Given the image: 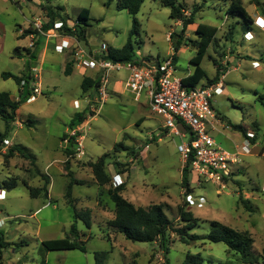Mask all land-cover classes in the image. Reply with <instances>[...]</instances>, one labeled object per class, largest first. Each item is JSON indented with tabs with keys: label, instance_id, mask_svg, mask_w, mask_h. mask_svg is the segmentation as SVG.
<instances>
[{
	"label": "rangeland",
	"instance_id": "1",
	"mask_svg": "<svg viewBox=\"0 0 264 264\" xmlns=\"http://www.w3.org/2000/svg\"><path fill=\"white\" fill-rule=\"evenodd\" d=\"M178 1L186 6L187 19L193 8L199 7L195 24L185 32L183 21L172 19L170 8L162 0H146L136 16L140 27L133 33V16L119 10L117 0L110 6L106 5L107 0H0V92H8L22 103L15 122L7 124L0 117V132L9 141L6 144L4 140L0 153V221L4 222L0 227V264H95V253L100 251L109 252L106 264H165L166 254L160 241L134 242L109 226L115 217V204L109 196V190L116 188L112 183L115 174L122 176L121 195L135 206L163 204L176 227L184 226L179 218L180 209L190 212L200 221L192 233L200 235L209 233V224L218 221L248 233L254 240V251L258 254L264 251V103L260 101L264 93V31L255 28V39L245 40L244 20L227 14L232 0ZM240 1L250 18L255 16L257 6L264 11V0ZM83 9L90 14L85 41L76 27ZM52 10L57 13L56 18L75 30L72 36L88 52H101L102 45L120 49L131 38L137 55L151 64L163 63L174 55L180 77L196 68L192 60L200 43L197 26L218 28L201 63L207 77L199 83L207 84L208 78L214 79L220 68V78L222 74L226 76L224 93L213 99L220 123L215 125L212 135L218 145L235 152L247 140L248 130L255 133V138L250 139L251 152L240 155L224 185L212 182L200 185L195 175L190 174L189 189L186 187L183 183L186 163L177 150L180 139L171 135L164 118L150 109L146 93L137 101L126 91L127 71L110 73L108 98L98 116L91 119L96 115L91 107L98 111L101 93L98 88L84 92L82 83L88 77L100 82L99 73L84 71L78 65L74 47L58 53V37L37 31L42 24L43 31H47L45 25L51 22ZM178 40L181 47L175 51ZM27 50L37 54V59L27 55ZM66 60L73 67H80L85 76L78 68L74 74L65 75ZM224 61L227 63L223 64ZM34 66L41 70L43 94L26 103L21 99L20 85L2 74L29 76ZM89 73H94L93 77ZM116 81L124 84V90L114 91ZM77 101L79 108L75 107ZM82 112L89 122L84 127L85 153L69 158L76 163L73 171L71 163L70 169H66L69 148L73 146L69 133L64 131L67 125L69 130L72 128V119ZM68 139L69 143L60 145ZM117 144L121 146L115 148ZM11 150L14 155L7 157ZM61 158L65 162L54 161ZM102 158L111 178L106 185L96 181L90 166ZM70 184L71 198H68ZM188 194L197 200L203 197L207 203L191 207ZM87 210L91 211V229L75 218L76 213ZM75 222L81 234H87L81 236L86 242V252L43 249V241L67 237ZM168 248L169 264H183L189 254H200L204 258L202 264H243L223 243L207 240L183 243L177 234L171 233Z\"/></svg>",
	"mask_w": 264,
	"mask_h": 264
},
{
	"label": "trees",
	"instance_id": "2",
	"mask_svg": "<svg viewBox=\"0 0 264 264\" xmlns=\"http://www.w3.org/2000/svg\"><path fill=\"white\" fill-rule=\"evenodd\" d=\"M32 1V0H27ZM115 0H107L106 5L110 6ZM146 0H117L118 9L126 10L130 15L133 16V33H137L140 27V23L137 19V15L140 12L142 5ZM258 2L257 0H255ZM162 4L169 7L171 10L170 17L175 20L183 21V29L185 32L188 26L195 24V15L198 12L199 7H194L189 18L184 17V13L187 11L186 6L180 3L178 0H162ZM227 13L231 17H239L244 20V29L248 30L250 28L249 23L251 18L248 15L246 9L242 6L240 0H232ZM57 13L52 10L49 14L51 22L45 25V29L49 30L53 27L56 20L63 22V32L66 35H75V30L70 29L66 22L61 18H56ZM59 17V15H58ZM77 29L82 36L81 40L86 39L85 34L87 32V27H90V14L87 9H83L77 18ZM218 32L217 27H213L207 24H199L196 29V34L200 38V43L198 44L197 55L193 58L192 64L196 66L193 74L185 78L184 83L187 85H197L204 78L207 77L206 72L201 67V63L207 54L210 45L213 43L216 34ZM181 47V41L178 40L175 44V51H178ZM19 48L15 49V54L18 53ZM28 54L32 55V58L37 59V54H32L30 50H27ZM109 57L115 62H129L136 59V52L132 44L131 38L128 42L120 49L109 47ZM176 61V58L174 56ZM221 68L218 71L214 79L208 78V83L213 84L219 80L221 75ZM73 72V64L69 62L66 64L65 75L70 76ZM2 77L5 79L13 78L17 84L20 85L22 80L29 79L28 74L25 76H16L11 73H3ZM100 82L98 79H92L90 77L84 78L82 83V88L84 92H87L93 88H98ZM27 94L22 95L21 99L27 100ZM260 101L264 103V93L260 96ZM22 103L12 98L11 94L8 92H0V117L7 124L15 122L18 116V111ZM86 120L85 113H77L72 119L70 126L76 127L77 125L83 123ZM230 126L232 124H229ZM234 129H241L240 126L232 125ZM5 136L0 132V153L2 150V145L4 144ZM75 140L72 138L71 146H74ZM121 144H117L115 148H118ZM27 150V148H25ZM19 152L23 154V151L18 149ZM72 152L69 149V154ZM14 155V150L9 152L7 157ZM191 163L189 160L184 167L183 183L189 189L190 186V174H191ZM94 177L100 185H106L111 181L110 176L105 171V159L102 158L95 163L90 164ZM66 169H69L68 161L66 162ZM71 175V174H70ZM9 187V186H8ZM13 189V188H12ZM72 184L68 186V191L66 196L71 198ZM124 190V186H119L114 189L109 190V196L113 203L115 204V217L109 222V226L115 231L123 234L126 239L140 242V243H154L160 241V247L166 254L165 264H169L167 254L169 253L168 239L171 233L177 234L183 243H188L190 241H201L207 240L212 243H223L228 248V251L235 253L241 263L243 264H264V251L262 253H256L254 251V240L252 237L245 232H239L232 229L218 221H213L209 224V233L205 235H200L197 233H192L193 230L200 226V221L193 217L190 212H185L180 209L179 218L180 222L184 226H175L168 215L165 213L163 204H154L148 208L137 207L132 202L127 200L121 195V191ZM35 197V196H34ZM76 220H82L87 229L92 227L91 211L87 210L81 214H75ZM86 236L87 234H81L77 227V223H73L70 229V234L61 239L45 240L42 242V247L46 251H66V250H79L86 252V242L81 239V236ZM109 252L100 251L95 253V264H106L108 260ZM204 258L200 255L189 254L183 264H202Z\"/></svg>",
	"mask_w": 264,
	"mask_h": 264
},
{
	"label": "built area",
	"instance_id": "3",
	"mask_svg": "<svg viewBox=\"0 0 264 264\" xmlns=\"http://www.w3.org/2000/svg\"><path fill=\"white\" fill-rule=\"evenodd\" d=\"M177 22L179 23V21ZM63 27V22L56 20L53 27L46 31L47 33L43 31V24L42 28L37 31L44 36L58 37L60 41L56 45L58 53H65L74 47L76 49L74 58L78 65L84 71L99 73L98 91L101 93V105L98 111L91 107L93 112L96 111V115L94 113L91 119L98 116L108 98L107 86L110 73L127 71L129 75L125 83L126 91L131 92L137 101L144 93L147 94L150 109L163 117L165 128L170 131L171 135L180 139L177 150L184 163L187 164L189 160H192L191 174L195 175L198 184L204 185L212 182L224 185V182L231 177L233 167L238 165L240 155L251 152L250 139L255 138L254 132H248L247 140L241 149L235 152L218 145L212 135V130H215V125L219 122L213 99L216 94H223L225 76L222 75L221 79L213 84L187 85L184 80L191 74L181 77L177 75L174 55L158 64H151L146 58H140L137 53L136 59L133 61L115 62L110 59L109 48L105 45H102L101 52H88L80 45L77 38L62 32ZM245 39L252 40L253 36L247 33ZM256 67H259L257 63ZM20 93L27 94L26 103L34 102L38 96L43 94L41 70L38 67H32L29 79L21 81ZM75 107L79 108L78 101L75 102ZM88 123L85 120L69 130L70 139L74 138L75 140L74 146L69 148L72 150L69 158L84 155V143L87 138L84 127H87ZM70 139L67 140L68 143L71 141ZM5 143L9 144V141L5 140ZM119 178V175H115L112 179L116 187L122 183ZM5 195L2 198L5 199ZM187 200L191 207L203 206L207 203L205 198L200 197L197 200L192 194H188ZM3 226L4 222L0 221V227Z\"/></svg>",
	"mask_w": 264,
	"mask_h": 264
},
{
	"label": "crops",
	"instance_id": "4",
	"mask_svg": "<svg viewBox=\"0 0 264 264\" xmlns=\"http://www.w3.org/2000/svg\"><path fill=\"white\" fill-rule=\"evenodd\" d=\"M245 8V7H244ZM258 8H260V7H258L257 6V8H256V13H255V16H251L252 18H251V22L249 23V25H250V27H248V28H250V29H246L245 30V32H244V39H245V34H247V33H250L252 36H253V39H255V35H254V29L256 28V29H258V30H260V31H264V11L263 10H259ZM228 14V13H227ZM248 15H250V14H248ZM257 21H258V23H257ZM68 23L71 25V24H73L72 22H69L68 21ZM178 23V22H177ZM178 25H179V23H178ZM261 25V26H260ZM252 39V40H253ZM246 40V39H245ZM247 41H251V40H247ZM60 43V41L58 42V44ZM227 58H229L228 56H227ZM258 62V61H257ZM225 63H227V62H223V64H225ZM229 63V62H228ZM66 64H67V60H66ZM230 64V63H229ZM258 66L260 67V65L258 64ZM66 68V67H65ZM79 69L80 71H81V73H82V75L83 76H85L84 75V73H83V70H81V68L80 67H78V66H74L73 67V72H72V74H74L75 73V71H76V69ZM64 71H65V69H64ZM89 72H91V71H89ZM93 72H95V71H93ZM227 73H228V71H227ZM71 74V75H72ZM90 74V73H89ZM190 74H193V73H190ZM92 77H93V75H94V73H91L90 74ZM223 76H225L224 74H222ZM222 77V76H221ZM226 77V76H225ZM221 78L219 77V80H220ZM122 85H124L121 81H116V82H114V91L116 92V91H121V90H124V88L122 87ZM225 90V89H224ZM19 93H20V90H19ZM223 93H224V91H223ZM12 96V98L14 99V96L13 95H11ZM16 123H18L19 124V122H16ZM220 123V120H219V122L217 123V124H219ZM69 126L67 125L66 126V129H65V131H64V133H67L68 134V132H69V128H68ZM248 132H254V131H252V130H248L247 131V133H246V138H247V134H248ZM63 133V134H64ZM63 143H68L67 142V140L65 141V142H60V145L61 146H63ZM25 148H27V147H25ZM28 149V148H27ZM71 154V153H70ZM62 158H63V154H62ZM62 158L61 159H56V160H54V161H58V162H65V161H63L62 160ZM73 159V158H72ZM54 161H52V162H54ZM68 161V165H69V169H70V165L72 164L73 165V167H72V170L74 171V169H75V166H76V163H75V161H69V157H67V160H66V162ZM51 162V163H52ZM65 162V163H66ZM50 163V164H51ZM71 163V164H70ZM49 164V165H50ZM48 165V166H49ZM47 166V167H48ZM115 175H119V179H121L122 180V176H121V174H115ZM115 175H113V177L115 176ZM113 183V182H112Z\"/></svg>",
	"mask_w": 264,
	"mask_h": 264
}]
</instances>
